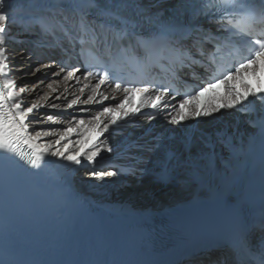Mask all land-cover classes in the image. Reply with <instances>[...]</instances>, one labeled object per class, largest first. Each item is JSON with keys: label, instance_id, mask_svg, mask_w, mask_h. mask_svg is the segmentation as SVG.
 Wrapping results in <instances>:
<instances>
[{"label": "bare ground", "instance_id": "bare-ground-1", "mask_svg": "<svg viewBox=\"0 0 264 264\" xmlns=\"http://www.w3.org/2000/svg\"><path fill=\"white\" fill-rule=\"evenodd\" d=\"M111 1L151 11L156 9L144 6L163 7L176 0ZM11 4L17 17L14 40L9 45V54L14 57V63L20 70L16 74L18 81L16 90L25 86L31 90L22 94V99L27 105L35 102L40 106L39 113L33 114L37 119H46L45 114L53 116L55 123L37 124L35 130H53L57 135L44 136L39 143L57 139L58 134L64 131L71 120L74 128L68 141L71 147V142L82 138L77 132L84 131L82 128H76V121L83 119L86 124L92 122L93 116L98 115L103 107H114L118 104L124 95L123 90L105 82L97 91L109 99L103 100L97 95L96 101L102 103H78L68 108V102L77 96L83 101L89 95H94L93 89L99 81L85 79V75L81 72L77 73L78 80L65 81L63 75L59 77L51 75L57 70L55 67L46 68L44 72H40L41 77L37 79L31 74L40 64L53 63V59L45 58L48 54L45 48L52 47L55 39L61 40L67 33L78 28L76 20L78 9L84 12L91 24L98 22L91 12L99 11L94 6L79 0H11ZM16 41L19 45L15 44ZM27 50L31 53L39 52L41 63L37 61L36 56L32 54L28 56ZM24 66L28 69L25 70ZM26 71L30 74L25 75ZM38 81L43 83L34 89ZM49 83H52L55 92L48 87ZM82 88L83 93L80 92ZM256 103L258 107L255 104L254 106L263 113L264 105L259 101ZM51 104L60 107L53 109L50 107ZM166 117L164 115L159 119L148 120L145 116H134L127 123L121 121L119 126H112L104 137L113 151L101 153L104 158L103 164H123L130 169L131 177L127 178L124 185L127 192L123 199L128 200L129 203L134 202V207L145 209L144 212L127 216L114 215L99 208L100 205L106 204L105 198L122 183L105 178L98 181L88 175L76 181L86 184V192L80 196L86 207L123 223H130L135 219L147 217L156 208H164L160 203L175 201L178 197L187 198L195 193L206 196L226 193L228 196L236 197L242 194L240 192L244 185L249 187L251 183L255 184L257 176L264 168V135L259 136L252 122V115H241L236 111L222 109L213 117L202 118L198 124L195 120L189 119L181 125L169 123ZM201 130L206 133H202ZM30 131L33 129L30 128ZM155 136H159L160 140H150ZM228 136H231V139ZM8 154L10 153L0 151V156ZM45 159L56 165L64 174L79 175L86 173V167H89L78 166L51 155H46ZM131 195L134 197L131 198Z\"/></svg>", "mask_w": 264, "mask_h": 264}, {"label": "snow or ice", "instance_id": "snow-or-ice-1", "mask_svg": "<svg viewBox=\"0 0 264 264\" xmlns=\"http://www.w3.org/2000/svg\"><path fill=\"white\" fill-rule=\"evenodd\" d=\"M226 7L223 11L227 14L226 18L217 19L213 13L207 10L205 5L202 11L209 23H216V32L211 29L198 30L199 37L193 41L196 48L195 54L188 50V58L191 62L192 75L195 77V68L204 67L200 62V57L205 58L209 66L217 64V56L226 49H230L240 55L239 60H234L232 67L219 76L210 73L202 83L193 89V92L183 96L178 104H171L166 99L168 88L150 94L148 87H125L123 88V97L118 104L103 107L98 115L93 116L92 122L86 124L85 120L76 121L77 129H84L81 139L71 142L69 145L70 134L74 128L72 121L63 132L58 134V138L51 142L39 143L44 136H56L53 130L43 131L35 130V125L48 122L55 123L51 114H45L46 119H37L34 113L38 114L40 106L33 102L27 105L22 99V94L31 91L25 87L17 89L18 81L17 69L14 63V57L10 56L9 45L13 43L15 32L14 27L17 23V17L12 7L11 0H0V151L13 154L21 161L32 167H40L45 160L46 155L58 157L78 166L86 167V174L95 179H104L117 175L116 171L105 170L103 164L102 152H112L105 133H108L112 126H119L121 121L129 122L131 117L142 114V108L150 106L156 110L153 114H148L146 119L153 120L163 108H171L167 113L168 122L173 125H181L189 119L199 120L204 117H213L222 109H243L247 103H253L249 97L264 104V84H260V76L264 73V0H225ZM95 5V0H90V6ZM83 23V21H82ZM189 34L192 29L186 30ZM201 41H207L213 45V50L205 52ZM164 42L173 45L175 41L169 38L165 33L158 34L147 44ZM55 67L57 70L52 72L53 77L63 75L65 81L79 79L77 73L81 71L77 65H67L64 63L40 64L33 69L32 74L44 72L46 68ZM47 75V73H45ZM97 75L99 84L93 89L94 95H89L87 99L81 101L77 96L68 102V108H72L78 103H96V96L99 95L103 100L109 99L103 96L97 89L106 82L110 75L105 71L102 75L87 72L85 79ZM250 75L256 79L258 87L253 86L245 80V76ZM43 81H38L34 89L38 88ZM224 86L225 92L219 94L216 89ZM48 87L56 91L52 83ZM120 84L116 85L119 89ZM84 89H80L83 93ZM140 100L137 104L136 97ZM175 99V97H172ZM51 108L59 109V105L51 104ZM31 117V118H30ZM105 117L107 119H105ZM30 128L33 131H30ZM104 138V139H102ZM96 165H100L97 170ZM2 264V262H0ZM264 264V259L261 260Z\"/></svg>", "mask_w": 264, "mask_h": 264}, {"label": "water", "instance_id": "water-1", "mask_svg": "<svg viewBox=\"0 0 264 264\" xmlns=\"http://www.w3.org/2000/svg\"><path fill=\"white\" fill-rule=\"evenodd\" d=\"M177 1V0H176ZM175 4V2H173L172 4L170 5H167V6H164L162 8H171L173 5ZM231 139V138H230ZM146 191V189L144 190ZM134 197V196H133ZM196 197L198 198H203V197H206V195H197V193L193 194L192 196L190 197H187V198H183V197H178V199H175V201H168V202H165V203H160V205H164V206H170L171 205H175V204H180V203H188L190 202L192 199H195Z\"/></svg>", "mask_w": 264, "mask_h": 264}, {"label": "rangeland", "instance_id": "rangeland-1", "mask_svg": "<svg viewBox=\"0 0 264 264\" xmlns=\"http://www.w3.org/2000/svg\"><path fill=\"white\" fill-rule=\"evenodd\" d=\"M165 6H167V5H165ZM145 8L147 7V8H150V9H159V8H161V7H155V6H151V7H149V6H144ZM164 7V6H163ZM15 44L16 45H19V42L18 41H16L15 42ZM24 47V46H23ZM26 49H27V47H26ZM27 53H28V56L29 55H31V52L29 51V50H27ZM39 63H41V60L39 59V60H37ZM27 66H28V64H27ZM27 66H24V68H25V70H27L28 69V67ZM30 73H29V71H26V73H25V75H29ZM31 76L32 77H34V79H37L38 77L40 78L41 77V73L40 72H36L35 73V75H33V74H31ZM32 77H29V78H32Z\"/></svg>", "mask_w": 264, "mask_h": 264}]
</instances>
